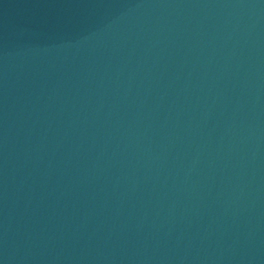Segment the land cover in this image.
<instances>
[{
    "label": "water",
    "instance_id": "obj_1",
    "mask_svg": "<svg viewBox=\"0 0 264 264\" xmlns=\"http://www.w3.org/2000/svg\"><path fill=\"white\" fill-rule=\"evenodd\" d=\"M0 264H264V0H0Z\"/></svg>",
    "mask_w": 264,
    "mask_h": 264
}]
</instances>
